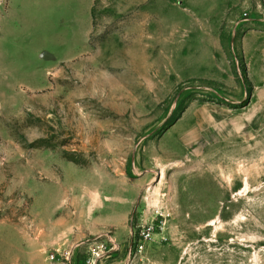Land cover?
Wrapping results in <instances>:
<instances>
[{"label":"rangeland","instance_id":"rangeland-1","mask_svg":"<svg viewBox=\"0 0 264 264\" xmlns=\"http://www.w3.org/2000/svg\"><path fill=\"white\" fill-rule=\"evenodd\" d=\"M0 264H264V0H0Z\"/></svg>","mask_w":264,"mask_h":264}]
</instances>
